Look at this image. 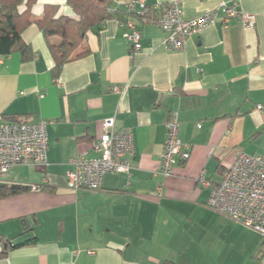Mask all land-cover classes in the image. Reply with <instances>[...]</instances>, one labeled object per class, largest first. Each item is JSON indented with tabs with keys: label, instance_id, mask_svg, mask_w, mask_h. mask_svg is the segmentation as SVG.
Masks as SVG:
<instances>
[{
	"label": "crops",
	"instance_id": "1",
	"mask_svg": "<svg viewBox=\"0 0 264 264\" xmlns=\"http://www.w3.org/2000/svg\"><path fill=\"white\" fill-rule=\"evenodd\" d=\"M136 0H113L115 17L90 32L89 53L66 63L57 80L43 32L33 23L22 33L33 58L0 55V113L47 122L48 164L15 165L8 179L43 184L0 200V237L32 244L12 249L0 264H260L262 236L210 209L204 174L219 183L239 151L264 155V0H238L254 14L252 26L233 21L206 27L180 50H168L156 21L136 19L143 50L130 53L119 19ZM172 0H144L163 6ZM184 18L228 0H178ZM74 16L67 0H37ZM136 10H139L137 6ZM157 16V14H154ZM135 19V18H134ZM118 89V90H116ZM178 113L179 137L190 157L164 177L160 164L166 121ZM133 134L136 154L129 175L109 173L99 190L66 186L67 171L104 119ZM164 183L162 197L156 189Z\"/></svg>",
	"mask_w": 264,
	"mask_h": 264
},
{
	"label": "built area",
	"instance_id": "2",
	"mask_svg": "<svg viewBox=\"0 0 264 264\" xmlns=\"http://www.w3.org/2000/svg\"><path fill=\"white\" fill-rule=\"evenodd\" d=\"M144 12L150 7L162 9L161 17L156 21L165 32L164 44L168 50H180L188 38L200 34L206 27L219 24L227 26L239 21L245 26L255 22L254 14L240 10L238 0H228L213 10L206 11L191 19L184 18L181 2L172 0L160 6L147 5L144 0L128 3L126 9ZM124 36L130 43V53L143 50V35L138 21L131 17L119 19ZM118 90V89H116ZM263 110L264 106L256 107ZM103 133L91 142V148L97 152L87 156L81 152L72 160L73 168L67 171L66 186L73 190H99L109 173H131L130 157L136 154L133 134L124 129H117L116 116L103 120ZM180 122L177 112H171L166 121V139L160 164V173L169 177L174 167L190 157L188 147L179 137ZM48 164L47 122H12L6 121L0 113V184H22L33 191H40L43 184H28L23 181H10L8 175L15 165ZM199 181L211 192L206 205L213 211L228 216L245 227L258 232L264 240V155L248 154L239 151L233 164L224 172L222 180L212 184L204 174ZM164 183L156 189L158 198L162 197ZM4 242L0 238V252ZM264 264V257L260 261Z\"/></svg>",
	"mask_w": 264,
	"mask_h": 264
},
{
	"label": "trees",
	"instance_id": "3",
	"mask_svg": "<svg viewBox=\"0 0 264 264\" xmlns=\"http://www.w3.org/2000/svg\"><path fill=\"white\" fill-rule=\"evenodd\" d=\"M36 3L37 0H0V55L8 56L19 51L24 60L32 59L34 57L32 48L22 40V33L35 23L43 32L52 55L54 65L51 74L54 80L59 78L66 63L89 53L86 47L80 50L85 45L88 34L98 32L107 20L115 17L117 12L113 0H67V5L74 12V16L59 15L58 5H46L41 17L34 20L32 12ZM126 12L129 17L142 22L157 21L162 15V9L156 10L151 7L143 15L138 10ZM3 118L12 122L29 121L17 115H3ZM29 190V186L22 184H0V200ZM0 238L4 242L0 259L5 258L12 249L37 241V238H31L21 243H14L13 239Z\"/></svg>",
	"mask_w": 264,
	"mask_h": 264
}]
</instances>
